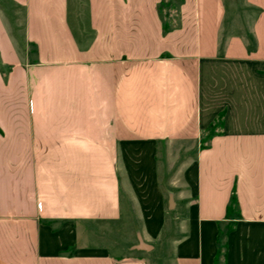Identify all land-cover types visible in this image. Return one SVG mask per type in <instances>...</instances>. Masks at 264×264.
<instances>
[{"label":"crops","instance_id":"1","mask_svg":"<svg viewBox=\"0 0 264 264\" xmlns=\"http://www.w3.org/2000/svg\"><path fill=\"white\" fill-rule=\"evenodd\" d=\"M159 1L0 0V264H163L120 255L121 230L154 250L160 182L169 261L213 264L229 221L225 263L264 264V0H183L167 34Z\"/></svg>","mask_w":264,"mask_h":264},{"label":"rangeland","instance_id":"2","mask_svg":"<svg viewBox=\"0 0 264 264\" xmlns=\"http://www.w3.org/2000/svg\"><path fill=\"white\" fill-rule=\"evenodd\" d=\"M81 1L84 0H72L73 3H80L79 4V11L77 10V13H81L83 18H84V3ZM86 11V8H85ZM217 125V124H216ZM219 129L216 130V132H218ZM206 136V133L202 135V137ZM206 141H204V143H201V145L206 146ZM168 149L166 148V146H164V148H161L158 150V171L157 173L162 174V173H168L169 175H172L175 171H176V158H174V160L171 161V159L169 158H162L160 157L161 154H165L166 155V151ZM185 150V149H184ZM171 151V149H170ZM173 151L176 153L178 152L177 149H173ZM192 148L186 149L185 153L187 152H192ZM184 152V151H183ZM182 152V153H183ZM164 157V156H163ZM160 187L162 188V190L164 191V207L163 210H161L160 214H149L148 218L149 223L145 224L144 223V229L143 231L147 234V241L148 243H150L151 245L154 246V250H150L148 252H138V251H134L132 249H128V247L130 245H133L136 243V236H135V230L134 229H130L128 230H121L120 232V240L122 241L123 245H121V258L126 257V258H136L135 255H140L138 253H147V254H151V255H162L164 258H166L167 260L163 262V264H175L173 261H169V259L172 258V256L175 253V248L173 247L172 243H171V239L175 238L176 236H178L180 234L179 230L176 229L178 222H180V217H187V212L185 209V205H178V204H174V206L172 208H169L167 205V194L165 192V189L168 188L169 191L173 192L172 188H170L169 186H166L164 182H160ZM177 201V199H175V197L173 196V202L175 203ZM192 204H193V199H191ZM187 214V215H186ZM151 215V217H149ZM179 219H178V218ZM158 219H160V227H158ZM140 226L142 227V220L139 221L138 226L136 227L137 230H141ZM234 228V223L232 222H223L220 225V231L221 233H224L227 229H231ZM224 250L221 249V254H223ZM136 253V254H135ZM222 256H221V261H222ZM158 262H156L155 260H149L148 264H157Z\"/></svg>","mask_w":264,"mask_h":264},{"label":"trees","instance_id":"3","mask_svg":"<svg viewBox=\"0 0 264 264\" xmlns=\"http://www.w3.org/2000/svg\"><path fill=\"white\" fill-rule=\"evenodd\" d=\"M183 2V0H160L157 5V13L161 22L162 33L167 34L170 31L177 29L180 26V17H179V6ZM223 116L224 112L218 114L217 118L214 120L212 124L209 125L208 132L206 136L202 137L201 143H206L217 134L216 130L222 128L223 126ZM217 124V125H216ZM205 146L201 145V148ZM237 199L235 194L231 195L230 201L226 207V218H232L233 216H237ZM233 230L227 229L224 233H221L219 230L217 242L218 247L214 256L213 264H226L225 258L227 255V244L226 238L228 234ZM221 249L224 250L223 254H221ZM222 256V261H221Z\"/></svg>","mask_w":264,"mask_h":264},{"label":"water","instance_id":"4","mask_svg":"<svg viewBox=\"0 0 264 264\" xmlns=\"http://www.w3.org/2000/svg\"><path fill=\"white\" fill-rule=\"evenodd\" d=\"M169 201H170V205H172L173 201H172V193L171 192H169ZM137 239H138V244L136 246H134V249H137V250L150 249V246L147 245L146 243H144V241L142 240V237H141L139 232H137Z\"/></svg>","mask_w":264,"mask_h":264}]
</instances>
